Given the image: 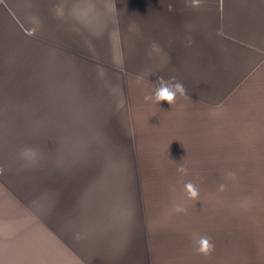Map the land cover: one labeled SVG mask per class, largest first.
I'll return each mask as SVG.
<instances>
[{
    "label": "rangeland",
    "instance_id": "1",
    "mask_svg": "<svg viewBox=\"0 0 264 264\" xmlns=\"http://www.w3.org/2000/svg\"><path fill=\"white\" fill-rule=\"evenodd\" d=\"M40 1H0V39L15 41L0 58L12 56L17 69L31 55L44 63L32 61L36 93L2 94L17 108L0 120L13 113L31 136L0 133V217H48L53 233L63 224L65 237L55 240L64 243L65 264H234L232 201L238 186L246 196L248 134L264 110L233 93L236 77L219 85L184 62L183 70L128 60L110 0L64 1L60 14L40 12ZM12 14L31 26L33 40ZM159 78L181 83L186 95L172 105L146 100ZM83 198L88 207L79 205Z\"/></svg>",
    "mask_w": 264,
    "mask_h": 264
},
{
    "label": "crops",
    "instance_id": "2",
    "mask_svg": "<svg viewBox=\"0 0 264 264\" xmlns=\"http://www.w3.org/2000/svg\"><path fill=\"white\" fill-rule=\"evenodd\" d=\"M64 1L69 0H41L40 12L63 13ZM110 1L112 4L106 6L111 8V12L119 14L120 49L122 55L126 52L128 60L170 63V68L183 67V70L184 64L181 63L184 62L186 67L195 68L196 75L206 72L204 76L212 77L216 84L218 80L219 85L221 77H236V81L233 80V93L239 96L246 94L251 108L253 106L254 109L264 110V0ZM51 3L54 7L49 9ZM13 18L18 23H14L15 28L33 40L31 26L27 31L25 24L21 26L15 15ZM29 19L32 20V14ZM6 34H10L9 30ZM13 43L14 39L8 38V35L7 38L0 39V46L5 47H0V53L7 52ZM41 59V54L27 57L25 66L20 68L27 77L23 74L21 77L17 72L20 69H17L12 56L9 61L0 58V75L5 77L0 82V113L5 110L15 111L17 108L16 104H10L8 96L3 97L2 94L20 93L25 96L35 92L31 87L32 82L30 84L33 75L32 61L35 60L37 65L43 67ZM10 76H14L12 80ZM22 81L23 85H19ZM43 93L48 92L45 90ZM56 114L60 115V122L65 123L63 113L56 111ZM13 115L11 113L12 118L9 119L8 116L7 120L1 117L4 120H0V127H9L0 129V133L11 137L22 132V138L28 139L31 135L20 128L24 124L16 123ZM260 115L257 123L253 124V132L251 130L248 134L249 172L245 183L246 196L241 198L238 186L232 201L234 264H264V114ZM39 116L43 115L39 113ZM40 123L42 127L46 125L45 121ZM250 123L252 128V121ZM74 136L73 133L67 138ZM59 140H65L63 135ZM21 141L26 140L16 143ZM16 143L12 141V145L17 146ZM47 144L45 138V143L40 146L47 149ZM113 155H118V152ZM65 171L68 173V170ZM65 180L71 183V173ZM86 199L83 198L85 202L80 201L79 205L88 207ZM70 200L79 202V199H74L71 195L68 202ZM62 210L70 213L68 209ZM85 213L89 214V209ZM23 218L21 223V217H0V264H65L64 243L59 241L57 245L55 240L58 236L65 237L63 224L58 226L59 231L53 233L48 229L52 222L48 224V217L45 222H41L39 217ZM3 221L6 223L3 224ZM39 237L45 238L41 245L38 243ZM17 257L20 262H17ZM67 264L81 263L75 258V261Z\"/></svg>",
    "mask_w": 264,
    "mask_h": 264
},
{
    "label": "clouds",
    "instance_id": "3",
    "mask_svg": "<svg viewBox=\"0 0 264 264\" xmlns=\"http://www.w3.org/2000/svg\"><path fill=\"white\" fill-rule=\"evenodd\" d=\"M184 96L186 95V90L184 86L179 83H169L164 81L162 78H159L158 86L154 90V94L150 97H145L146 100L152 99L160 104L161 101H166L169 105H172L175 102L177 95ZM187 192L190 197L196 198L198 195L197 189L191 183L186 185ZM182 210V209H178ZM200 247L199 251L207 252L209 251V244L206 238H201L199 241Z\"/></svg>",
    "mask_w": 264,
    "mask_h": 264
}]
</instances>
